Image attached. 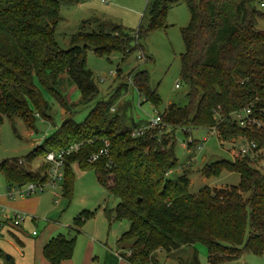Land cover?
<instances>
[{"label":"trees","instance_id":"trees-1","mask_svg":"<svg viewBox=\"0 0 264 264\" xmlns=\"http://www.w3.org/2000/svg\"><path fill=\"white\" fill-rule=\"evenodd\" d=\"M183 1L191 14L182 30L185 51L181 56V80L188 88L189 102L184 106L170 104L160 114L163 125L133 137L124 118L110 111L112 99L97 102L85 120L76 123L73 107L58 87L66 76L80 89V104L90 103L98 87L93 72L86 67L87 47L92 46L99 55L120 52L127 56L133 42L164 25L168 3L152 1L151 22L146 29L140 26L126 33L117 25L119 35L113 31L79 32L72 37V46L63 50L55 37L59 0H0V126L5 119L19 118L34 129L35 113L51 120V107L42 89L69 111L60 128L26 161L32 163L47 152L82 143L65 159L62 195L72 196L74 164L95 170L98 181L119 198L115 208L104 209L109 221L130 223L118 240L119 245L131 243L130 254H122L129 264H163L160 252L172 257L187 247L194 251L180 263L200 264L197 243L206 245L209 264H230L244 252L264 253V171L252 166L248 155L219 160L207 164L202 174L211 177L222 170L237 172L239 185L220 191L205 187L190 193L188 174L167 177L177 158L166 133L168 127L172 131L181 127L185 134L192 128L217 127L220 136L228 139L245 134L256 144V151L264 145V131L251 133L235 118L238 112L251 109V117L264 121V31L257 27L264 12L258 9V0ZM132 83L144 102L160 103L146 71L137 72ZM105 143L108 154L90 162ZM49 168L47 161L35 170L23 166L22 159L0 163L7 187L44 185ZM92 214L84 212L74 218L75 230ZM74 247V238L58 235L48 241L43 254L51 264H61L72 257Z\"/></svg>","mask_w":264,"mask_h":264},{"label":"rangeland","instance_id":"rangeland-1","mask_svg":"<svg viewBox=\"0 0 264 264\" xmlns=\"http://www.w3.org/2000/svg\"><path fill=\"white\" fill-rule=\"evenodd\" d=\"M59 1L60 21L55 29V37L63 50H68L72 46V37L79 32L113 31L119 35V31L115 28L117 25L122 26L124 31L129 33L136 31L140 26L146 29L151 22L150 8L153 0ZM164 1L168 3L164 25L149 31L139 41L133 42L126 50L127 56L124 57L120 52L99 55L92 46L87 47L86 67L93 72L98 87V93L90 103L80 104L82 101L80 89L64 76L58 88L64 95L65 101L71 105L70 108H74H72V119L76 123L83 122L93 106L101 100L112 99L110 111L122 116L128 128L145 125L159 114L166 112L170 104L178 106L188 104V88L181 80V56L185 51L182 30L189 24L191 14L183 0ZM261 1L264 3V0H258L257 7L264 12V6H260ZM257 27L264 31V19H258ZM78 44L83 46V43ZM140 71L148 73L149 85L160 97L158 105H154L151 101L144 102V97L132 83L134 75ZM42 91L51 107V120H44L35 113V128L30 129L22 119L16 118L14 121L5 119L0 126V163L7 159H22L23 166L35 170L46 161L44 154L32 163H27L26 159L33 150L44 143L46 138L60 128L69 111H65L49 91L45 89ZM243 129H248L251 133H259L264 131V121L257 119L256 123H251ZM166 133H168L169 146L173 144L177 158L176 167L172 168L167 177L175 179L183 173L188 174V190L193 194L205 187L212 191H220L239 185L241 177L237 172L222 170L220 174L208 177L202 174V170L207 164L219 160L242 159L244 154L241 147L251 142L245 134L238 133L228 139L220 136L217 127L192 128L189 134H185L181 127L173 131L168 127ZM189 142H192V146L188 148ZM257 152L258 156L252 160V166L264 171V145ZM73 172L75 175L71 198L62 195L63 182L55 186L46 185L41 192L38 191L26 198L25 201L32 209L25 211L28 213V218L21 224L24 234L19 238L23 244L16 239L17 235L14 233L18 231L14 228H9L12 233L7 232L6 228L0 230V264H34L33 244L36 238L30 236L31 232L41 233L46 226L52 224L66 225L62 231L64 235H59L66 238L73 237L77 233L73 227L74 218L84 212L93 214L87 217L81 228L86 224L99 231V234L108 230L111 222L104 208H115L119 198L110 194L98 181L95 170L82 169L74 164ZM6 189L7 182L0 171V194H4ZM26 209H30L29 206ZM111 225L115 229L114 234L118 233L121 236L128 230L130 223L126 220L113 221ZM55 236L58 235L53 237ZM80 244L85 245L83 242ZM130 247V242L119 245V248L123 249V254H128ZM196 250L200 264H209L206 245L197 243ZM193 251L194 249L190 247L183 248L176 251L172 257L160 252L159 259L163 264H181L180 259H187ZM230 264H264V253L244 252Z\"/></svg>","mask_w":264,"mask_h":264},{"label":"crops","instance_id":"crops-1","mask_svg":"<svg viewBox=\"0 0 264 264\" xmlns=\"http://www.w3.org/2000/svg\"><path fill=\"white\" fill-rule=\"evenodd\" d=\"M25 200L27 199H9L4 195L0 197V203L8 206L9 208H23L21 210L30 211L32 207L28 205ZM28 206L30 209H26L28 208ZM65 226L66 225L52 224L46 226L41 233L37 232L36 234H34V231L31 232L32 235L30 236H33L32 238H36V241H34L33 244L34 264H51L44 257V247L54 235L62 234ZM22 228L23 227H19L17 233L18 242L20 244H23L19 238L20 236L23 237L24 234L21 230ZM6 231L9 232V229H7ZM114 231L115 229H113L111 223L108 230L103 231L102 234H99L100 232L95 228L88 227V225L85 224L82 228L76 231L77 233L75 236L70 237L75 239V250L72 257L70 259L62 261L61 264H129L122 256L123 249L121 250V248H119L118 240L120 236L118 233L114 234ZM111 233L112 237L110 238ZM79 241L80 243L83 242L85 245L82 246Z\"/></svg>","mask_w":264,"mask_h":264},{"label":"built area","instance_id":"built-area-1","mask_svg":"<svg viewBox=\"0 0 264 264\" xmlns=\"http://www.w3.org/2000/svg\"><path fill=\"white\" fill-rule=\"evenodd\" d=\"M104 2H110L111 0H103ZM260 6H264L262 2ZM179 85L177 84L176 87ZM251 109H246L243 112H238L235 116L237 122L240 126L246 127L251 123H256L257 119L255 117H251ZM162 119L160 114L150 122L146 123L141 127H133L131 129V135L133 137H137L143 135L148 129L159 127L162 124ZM249 145L242 146L241 150L244 155H248L252 160L256 159L258 156V152L256 151V144L254 142L248 143ZM82 143H72L67 148L61 149L59 151H50L46 154V161L50 163L49 168V180L46 184H34L28 183L23 186H19L17 184L11 185L7 187L6 192L4 194H0L8 197L9 199H24L28 198L32 194L42 191L44 186H55L62 182L64 177V166L65 159L68 155L73 152H76L80 149ZM108 154V143H105V148L101 149L99 153L93 154L89 161H95L100 156ZM0 213H2V217H0V230L9 229V228H18L21 227V224L25 222L28 218V213L16 208H9L8 206L0 203ZM11 225V226H10ZM36 234V232H34ZM130 254V252L128 253Z\"/></svg>","mask_w":264,"mask_h":264}]
</instances>
